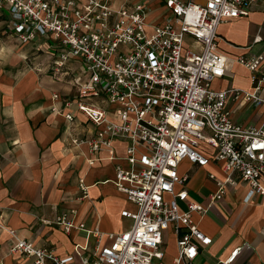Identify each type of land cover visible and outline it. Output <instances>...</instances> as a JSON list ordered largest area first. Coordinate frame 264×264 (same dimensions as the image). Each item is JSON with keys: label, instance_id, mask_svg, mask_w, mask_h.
Instances as JSON below:
<instances>
[{"label": "built area", "instance_id": "1", "mask_svg": "<svg viewBox=\"0 0 264 264\" xmlns=\"http://www.w3.org/2000/svg\"><path fill=\"white\" fill-rule=\"evenodd\" d=\"M259 1L264 2L164 0L168 15L149 23L141 1L115 8L102 0H0V7L7 6L9 30L21 43L51 40L50 47L58 50L56 70L70 58L81 61L72 79L75 99L64 105H74L98 129L91 139L72 138V143L87 145L92 165L101 151L112 152L114 139L126 140L127 166L116 165L114 185L136 207L121 212L132 224L117 233L86 229L75 222L74 207L43 220L65 233L85 231L94 238L91 254L77 244V258L59 257L7 227L11 254L30 256L31 264H192L212 240L199 229L194 213L204 216L238 182L247 187L244 202L264 194V126L235 123L227 106L229 99L264 105V52L232 58L250 72V90L212 87L228 60L217 49L218 26L247 17ZM94 97L98 100L90 101ZM51 110L62 112L55 105ZM62 114L73 120V112ZM183 159L200 167L214 163L223 174L209 172L216 189L207 205L189 199L188 175L178 173ZM78 188L76 201H81L88 196L82 178ZM170 238L174 254L167 258L164 246ZM239 250L224 262L231 263Z\"/></svg>", "mask_w": 264, "mask_h": 264}, {"label": "crops", "instance_id": "2", "mask_svg": "<svg viewBox=\"0 0 264 264\" xmlns=\"http://www.w3.org/2000/svg\"><path fill=\"white\" fill-rule=\"evenodd\" d=\"M76 1L80 4L84 0ZM102 1L115 8L141 1L147 6L149 23L161 22L168 15L164 0ZM0 13L5 18L0 23L1 33L20 42L9 30L5 4L0 7ZM186 43L194 47L190 37ZM21 44H29L26 52L41 51L48 54V59L28 58L29 65L23 50L15 54L11 65L0 67V259L3 264L32 262L30 256L9 252L12 238L7 227L34 245L53 250L59 257L77 258V244L84 248H81L83 253L91 254L94 238L85 231L65 233L55 225L44 224L43 220H53L62 211L74 207L75 222L84 223L88 230L117 233L128 229L132 220L121 212L134 211L136 207L114 185L116 165L127 166L123 157L128 142L114 139L112 152L101 151L98 159L89 165L87 145H75L72 138L91 139L98 128L74 105H64L65 100L75 99L72 79L79 73L81 61L70 58L56 70L58 50L50 47L49 38L39 37ZM217 49L228 59L227 70L213 81L212 87L250 90V72L232 58L264 52L263 1L247 17H237L218 26ZM54 94L58 95L57 99H53ZM91 100L97 101L98 97ZM53 105L62 112H73V120L68 121L62 112L52 111ZM227 106L235 123L244 127L264 126V105L229 99ZM209 172L218 178L223 175L214 163L205 167L187 159L179 163L178 173L188 175L185 189L190 200L208 204L216 189ZM80 178L88 186V196L76 201L80 195ZM261 182L264 185V176ZM246 191L242 182L228 186L224 197L213 203L204 216L192 215L199 229L212 239L210 245L200 249L192 264H264V194L244 202ZM238 247L235 259L225 263L231 251Z\"/></svg>", "mask_w": 264, "mask_h": 264}, {"label": "rangeland", "instance_id": "3", "mask_svg": "<svg viewBox=\"0 0 264 264\" xmlns=\"http://www.w3.org/2000/svg\"><path fill=\"white\" fill-rule=\"evenodd\" d=\"M5 20L3 13H0V23H3ZM2 29H0V67L2 66H7L11 65V60L15 58V54H21V52L25 48H29V44L27 45H22L20 42H18L13 36L7 37L6 34L1 33ZM27 53V62L30 64L28 61L29 59H32L33 57H38L37 60H47L48 59V54L43 53L41 51H36V50H30ZM29 58V59H28ZM166 256L171 257V255L174 254V245H173V239L170 238L166 245L164 246Z\"/></svg>", "mask_w": 264, "mask_h": 264}]
</instances>
